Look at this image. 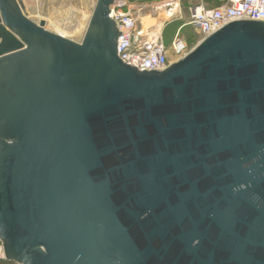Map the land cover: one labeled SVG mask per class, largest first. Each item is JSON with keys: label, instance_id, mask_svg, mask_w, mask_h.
Masks as SVG:
<instances>
[{"label": "water", "instance_id": "water-1", "mask_svg": "<svg viewBox=\"0 0 264 264\" xmlns=\"http://www.w3.org/2000/svg\"><path fill=\"white\" fill-rule=\"evenodd\" d=\"M0 0V242L16 264H264V20L163 70Z\"/></svg>", "mask_w": 264, "mask_h": 264}, {"label": "built area", "instance_id": "built-area-1", "mask_svg": "<svg viewBox=\"0 0 264 264\" xmlns=\"http://www.w3.org/2000/svg\"><path fill=\"white\" fill-rule=\"evenodd\" d=\"M137 6L130 0H115L112 5V17L118 22L121 36L118 48L121 58L130 65H139L140 70H163L175 60L182 58L189 51V45L181 31L190 26L199 32L202 38L222 28L226 24L243 18L264 20V0H229L212 9L195 7L190 12L189 21L181 25L171 45L164 42L163 36L145 39L144 31L138 30ZM0 259H4V251L0 246Z\"/></svg>", "mask_w": 264, "mask_h": 264}, {"label": "rangeland", "instance_id": "rangeland-1", "mask_svg": "<svg viewBox=\"0 0 264 264\" xmlns=\"http://www.w3.org/2000/svg\"><path fill=\"white\" fill-rule=\"evenodd\" d=\"M96 0H24L26 11L29 17L35 22L46 21V27L58 34H62L69 39L82 42L91 15L94 10ZM201 3V0H181L183 6ZM229 0L218 2L219 5L228 3ZM179 3V2H177ZM150 6L146 10H151ZM188 13L182 16L178 15L171 19L172 24L165 27L164 42L171 45L172 37L178 33L180 26L184 21H188ZM189 45V50L194 48L200 39L199 32L190 26H186L181 31ZM174 61V57H170ZM0 246L1 242H0Z\"/></svg>", "mask_w": 264, "mask_h": 264}, {"label": "crops", "instance_id": "crops-1", "mask_svg": "<svg viewBox=\"0 0 264 264\" xmlns=\"http://www.w3.org/2000/svg\"><path fill=\"white\" fill-rule=\"evenodd\" d=\"M136 3L137 6H143V10L138 11V30L144 31V38H154L156 36H163L165 27L172 24L171 19L177 17L179 14L182 16L190 12L195 7H203L205 9H212L220 6L218 2L223 0H201L200 3H195L188 6H183L181 0H130ZM179 2V3H177ZM152 7L151 10L146 9ZM189 21V19H188ZM188 21H184L182 25ZM175 36V35H174ZM174 36L172 38H174ZM201 37V35H200Z\"/></svg>", "mask_w": 264, "mask_h": 264}, {"label": "trees", "instance_id": "trees-1", "mask_svg": "<svg viewBox=\"0 0 264 264\" xmlns=\"http://www.w3.org/2000/svg\"><path fill=\"white\" fill-rule=\"evenodd\" d=\"M168 45V44H167ZM0 264H16L14 262L7 261L5 259H0Z\"/></svg>", "mask_w": 264, "mask_h": 264}, {"label": "bare ground", "instance_id": "bare-ground-1", "mask_svg": "<svg viewBox=\"0 0 264 264\" xmlns=\"http://www.w3.org/2000/svg\"><path fill=\"white\" fill-rule=\"evenodd\" d=\"M64 36V35H63ZM66 37V36H65Z\"/></svg>", "mask_w": 264, "mask_h": 264}]
</instances>
